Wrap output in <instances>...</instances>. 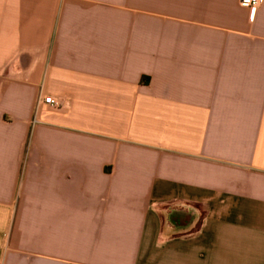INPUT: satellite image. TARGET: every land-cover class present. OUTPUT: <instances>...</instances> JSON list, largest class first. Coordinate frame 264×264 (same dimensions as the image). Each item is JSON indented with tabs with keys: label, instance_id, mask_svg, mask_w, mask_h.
I'll return each instance as SVG.
<instances>
[{
	"label": "crops",
	"instance_id": "0c3cea01",
	"mask_svg": "<svg viewBox=\"0 0 264 264\" xmlns=\"http://www.w3.org/2000/svg\"><path fill=\"white\" fill-rule=\"evenodd\" d=\"M0 264H264V1L0 0Z\"/></svg>",
	"mask_w": 264,
	"mask_h": 264
},
{
	"label": "built area",
	"instance_id": "2783aa9c",
	"mask_svg": "<svg viewBox=\"0 0 264 264\" xmlns=\"http://www.w3.org/2000/svg\"><path fill=\"white\" fill-rule=\"evenodd\" d=\"M264 0H239V6L248 11L251 18L255 15L257 9L263 4ZM44 104L52 110H61L64 102L60 98L53 96H44L37 100V105Z\"/></svg>",
	"mask_w": 264,
	"mask_h": 264
}]
</instances>
